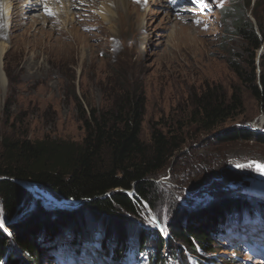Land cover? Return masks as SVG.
Instances as JSON below:
<instances>
[{"label": "rangeland", "instance_id": "374dc122", "mask_svg": "<svg viewBox=\"0 0 264 264\" xmlns=\"http://www.w3.org/2000/svg\"><path fill=\"white\" fill-rule=\"evenodd\" d=\"M46 8L54 14L48 15ZM243 19L250 20L258 31L260 26L264 29V0H0V48H5L0 132L80 141L85 129L79 119L78 98L85 107L89 102L103 108L111 103L121 83L140 86L146 95L142 139L150 141L153 124L159 122L167 130L177 120H185L186 143L156 178V207L143 200L140 218L125 216L130 225L151 229V233L161 226L168 230L172 206L195 214L227 196L264 203V175L248 167L252 162L264 165V144L255 138H227L234 129L244 127L264 132L261 103L235 70V65L247 70L252 55V48L236 31ZM256 53L260 74L264 71V43ZM208 87L229 95L239 90L244 111L212 133H202L187 117L193 97ZM23 183L30 198L13 218L7 219L0 200V229L8 236L13 234L12 224L23 221L35 201L50 210L62 205V199L41 185ZM81 206L62 208L75 211ZM244 213L249 220L260 218L248 209H233L224 217L234 220ZM86 218L91 222L90 215ZM97 223L92 222L90 234L99 239L104 228ZM188 223L194 226L199 220L191 218ZM250 225L244 222L242 229L246 231ZM67 231L55 242H70L75 236ZM216 239L211 247L198 250L212 258H207V264H230L235 254L238 257L232 264L256 261L231 234ZM169 241L163 253L173 263L170 247L184 245L172 237ZM235 245L236 250L232 249ZM92 250L94 256L100 255L101 250ZM55 257L46 253L42 264H72L73 260V264H82L75 255L69 263L63 256ZM94 260L88 264H100L101 258ZM191 261L195 263V258Z\"/></svg>", "mask_w": 264, "mask_h": 264}, {"label": "trees", "instance_id": "16d2710c", "mask_svg": "<svg viewBox=\"0 0 264 264\" xmlns=\"http://www.w3.org/2000/svg\"><path fill=\"white\" fill-rule=\"evenodd\" d=\"M236 31L250 45L252 55L247 70L236 65L235 70L264 111V71L259 74L255 64L256 52L264 43V29L260 26L258 31L250 20L243 19L236 24ZM77 106L85 129L80 141L50 137L31 139L27 132L18 135L0 132V200L7 219L13 218L19 206L30 198L21 180L41 185L60 199H87L75 211L50 210L43 202L32 203L23 221L12 224V236L0 229V264H23L25 260L29 264H42L46 253L56 248L54 241L65 237L64 230L75 236L74 240L90 236L93 221L98 222L100 229L104 228V246L108 241L116 243L112 248L105 246L104 251L113 261L136 248L128 244L130 238L136 237L140 246L150 250L151 264H165L163 249L169 247L172 237L184 245L170 247L172 257L187 263L188 252L198 255V250H206L217 242L216 234L225 219L224 213L258 208L264 212V203L256 201L246 205L250 200L227 196L195 214L189 213L188 208L172 206L167 238L158 229L151 233L146 228L140 229V225L135 228L125 216L140 218L139 206L143 200L156 207L153 201L158 192L156 178L186 143L182 131L187 124L185 120H177L166 130L165 125L158 122L152 126L150 141H144L146 95L142 87H128L125 83L114 90L111 103L106 107L96 108L89 102L85 107L79 98ZM243 111L239 90L229 95L224 90L208 87L193 97L187 120L200 132L212 133ZM227 138L234 141L255 138L264 144V132L246 127L234 129ZM86 215L91 216V222ZM191 218L199 220V224H189ZM237 257V254L232 256L229 263Z\"/></svg>", "mask_w": 264, "mask_h": 264}, {"label": "water", "instance_id": "95a60500", "mask_svg": "<svg viewBox=\"0 0 264 264\" xmlns=\"http://www.w3.org/2000/svg\"><path fill=\"white\" fill-rule=\"evenodd\" d=\"M24 180L19 181L24 187L27 188V186L23 183ZM130 194H134V191H130ZM62 205L60 206V208L64 207V208H72V207H78L80 204H83L87 199H81V200H73V199H62ZM256 203V201H252L250 200L249 203H247L246 205H250ZM194 209V207H193Z\"/></svg>", "mask_w": 264, "mask_h": 264}, {"label": "snow or ice", "instance_id": "6c2138e0", "mask_svg": "<svg viewBox=\"0 0 264 264\" xmlns=\"http://www.w3.org/2000/svg\"><path fill=\"white\" fill-rule=\"evenodd\" d=\"M195 2V0H194ZM46 13L48 15H53L54 13L51 11V9L46 8ZM238 167H244V165H238ZM248 167H255L258 172H260L262 175H264V165L257 164L255 162H252L248 165Z\"/></svg>", "mask_w": 264, "mask_h": 264}, {"label": "bare ground", "instance_id": "6f19581e", "mask_svg": "<svg viewBox=\"0 0 264 264\" xmlns=\"http://www.w3.org/2000/svg\"><path fill=\"white\" fill-rule=\"evenodd\" d=\"M57 1H59V0H57ZM4 51H5V48L1 47L0 48V79H1V82L5 81V74H4V71L2 70L3 69L2 67H3V53H4ZM25 183H28V182H25ZM254 189H257V188H254ZM261 190H264V189H261Z\"/></svg>", "mask_w": 264, "mask_h": 264}]
</instances>
